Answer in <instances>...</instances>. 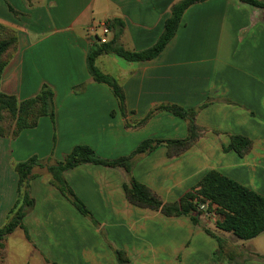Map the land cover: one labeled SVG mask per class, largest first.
I'll use <instances>...</instances> for the list:
<instances>
[{"label":"crops","instance_id":"0c3cea01","mask_svg":"<svg viewBox=\"0 0 264 264\" xmlns=\"http://www.w3.org/2000/svg\"><path fill=\"white\" fill-rule=\"evenodd\" d=\"M179 0H0V23L16 30L18 48L0 80V90L24 100L44 85L54 91L55 117L42 116L18 136H0V226L18 198L14 162L33 155L62 160L77 144L115 159L132 153L145 139L188 135L187 121L163 110L135 127L160 104L198 110L205 128L185 153L168 157L166 143L137 154L132 171L85 163L64 177L85 203L83 215L52 183L46 168H35L30 183L34 206L24 229L17 228L29 255L42 264H264L260 235L244 240L216 226L217 216H165L130 203L124 184L132 178L155 190L165 202L178 200L210 169L264 196V9L241 0H205L189 6L173 39L146 61L101 54L97 66L125 90L127 115L111 88L95 81L88 54L97 44L100 22L108 20V42L132 51L154 45L171 8ZM131 126H127L126 123ZM253 140L244 156L225 151L230 135ZM209 229L240 248L230 259L219 254ZM19 231V232H18ZM124 250L128 263H121ZM251 250L250 253L247 251Z\"/></svg>","mask_w":264,"mask_h":264},{"label":"trees","instance_id":"16d2710c","mask_svg":"<svg viewBox=\"0 0 264 264\" xmlns=\"http://www.w3.org/2000/svg\"><path fill=\"white\" fill-rule=\"evenodd\" d=\"M205 0H179L171 8V15L166 19L162 34L151 47L132 51L116 44L115 40L93 45L88 54V67L95 81L108 85L118 99L119 108L127 115L125 90L115 77L104 73L96 64L101 54L114 53L128 61H146L159 55L175 36L185 10L192 4ZM252 6L264 9V0H241ZM18 48V35L14 28L0 23V80L4 69ZM169 111L187 121L188 135L166 141L148 138L143 140L130 154L115 159H105L89 145L77 144L62 159L49 164L48 159L33 155L26 161L14 162L13 168L18 174V198L10 209L7 221L0 226V249L5 247L4 239L17 228L28 231L24 218L34 206L30 193L31 180L38 176L35 168H46L51 174V183L83 214L90 215L85 203L75 194L64 177V172L85 163L122 168L129 174L133 168V159L137 154H145L154 150L160 143H166L168 157L179 156L191 149L203 135L205 128L197 122L198 110L185 108L178 104H160L139 119L135 127L144 126L157 112ZM42 116L55 117L54 91L44 85L34 97L19 100L17 96L0 90V136H18L24 129L36 127ZM131 126L130 123H126ZM253 148V140L247 136L230 135V142L224 146L225 151L234 150L244 156ZM127 200L141 208L160 211L165 216L189 215L193 223L200 222L199 215L206 212L217 216V228L232 232L241 240L252 239L264 233V196L244 184L224 175L217 169L208 170L198 184L184 193L178 200L165 202L163 198L148 185L132 178L124 184ZM218 242L219 254L230 259L241 255L240 248L225 238L206 229ZM121 263L130 260L126 251L117 250ZM53 264H58L54 262Z\"/></svg>","mask_w":264,"mask_h":264},{"label":"rangeland","instance_id":"374dc122","mask_svg":"<svg viewBox=\"0 0 264 264\" xmlns=\"http://www.w3.org/2000/svg\"><path fill=\"white\" fill-rule=\"evenodd\" d=\"M80 212V211H79ZM19 232V231H18ZM7 238V237H6ZM4 239V244L6 242ZM260 240L264 242V233H261ZM249 241L244 240L247 245ZM29 246L19 233L8 238V253L6 247L0 249V264H42L40 257L29 255ZM251 250L247 252L250 253Z\"/></svg>","mask_w":264,"mask_h":264},{"label":"built area","instance_id":"2783aa9c","mask_svg":"<svg viewBox=\"0 0 264 264\" xmlns=\"http://www.w3.org/2000/svg\"><path fill=\"white\" fill-rule=\"evenodd\" d=\"M97 29L100 31V33L96 32V34H95L97 42H99V43L108 42V34L110 32L108 20H104V21L100 22L97 26Z\"/></svg>","mask_w":264,"mask_h":264}]
</instances>
